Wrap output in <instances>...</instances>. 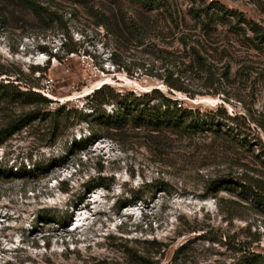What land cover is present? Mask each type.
<instances>
[{
	"label": "rangeland",
	"instance_id": "374dc122",
	"mask_svg": "<svg viewBox=\"0 0 264 264\" xmlns=\"http://www.w3.org/2000/svg\"><path fill=\"white\" fill-rule=\"evenodd\" d=\"M39 1L63 14L65 36L43 31L27 10L0 0V63L38 83L33 89L48 100L0 98V130L32 108L43 113L0 143V264H233L242 241L264 255V205L231 180L217 189L213 183L227 176L246 187L264 185V43L250 26L264 30V0L125 3L132 16L159 23L130 49L97 24L102 7L119 11L118 3ZM62 42L79 49L50 57L42 76L21 77L46 65L40 44L62 55ZM193 49L205 68L191 60ZM176 55L188 64L169 69ZM169 75L187 92L157 78ZM104 83L121 92L156 87L184 106H220L236 120L225 119L226 133L103 130L75 151L74 138L88 134L87 124L77 115H47L60 105L87 110V95ZM100 182L105 186H95Z\"/></svg>",
	"mask_w": 264,
	"mask_h": 264
},
{
	"label": "trees",
	"instance_id": "16d2710c",
	"mask_svg": "<svg viewBox=\"0 0 264 264\" xmlns=\"http://www.w3.org/2000/svg\"><path fill=\"white\" fill-rule=\"evenodd\" d=\"M20 8L27 10L35 19V24L38 28L47 32L48 30H55L60 32L62 36L66 35L67 26L63 14L55 7L40 2L39 0H7ZM108 2L118 3L121 10L114 11L112 8H103L96 14L97 24L101 25L105 33L110 35L121 47L135 48L142 46L146 36L159 26L157 21H149L147 18L132 16L128 10L124 9L125 3H136L139 6L148 8L162 7L159 0H104ZM4 19V18H3ZM175 22V21H173ZM256 38L264 43V30H258L254 25H250ZM153 29V30H152ZM155 37L151 40L154 41ZM152 41V42H153ZM150 42L149 46H154ZM152 44V45H151ZM39 48L47 55L46 65L43 67H35L30 69V74L20 71L21 77H29L35 71L46 72L50 57L57 60L63 59L69 53H75L79 49L77 42L74 43H61L60 48L63 49L62 55L56 52L47 50L44 44H40ZM192 61L199 69L205 68V62L198 55V50H192ZM168 60L169 69L176 70L181 66H186L188 63L184 62L180 55L171 57ZM143 67V64H141ZM163 70H168L162 67ZM172 73V72H171ZM16 72L7 69L4 64L0 63V98L10 99L12 101H19L21 104H47L48 100L45 96L33 88L39 86L38 83L33 81H22L20 75L15 76ZM157 77L165 83L169 89L180 90L187 92L183 87L179 77ZM15 77V78H11ZM214 81H206L205 86H212ZM218 90L212 91L216 94ZM196 92L189 93L192 97ZM89 100L85 102L84 109L82 110L74 107H66L65 105L58 106L54 112L48 113V116L69 117L70 115L78 117L80 122L86 123L88 126V134L80 135L77 139L74 138L73 148L75 151L83 150L100 133L99 131H118L127 126L135 128L144 127L149 131H161L168 129L172 132L192 135L203 130L219 131L226 133L227 129L223 128L225 119L234 121L235 117L227 115L220 106L210 110H200L198 108H191L184 106L181 101L176 98L168 96L159 88H152L143 93H136L134 91H117L107 84H101L87 95ZM108 106V111L105 106ZM41 113L38 109L32 108L28 111L19 114L17 117L10 119L7 125L0 130V143L2 138L11 134L13 130H17L24 125L28 124L32 119L40 117ZM101 136H104L101 135ZM17 173V172H16ZM22 174L21 172H19ZM23 176V175H22ZM227 180L240 185L241 187L249 189L251 200L258 204L264 205V185L257 184L254 187H246L244 183L238 180L228 178L227 176L213 180L215 188L223 184ZM105 186L100 182L95 186ZM94 187L90 186L88 192ZM141 195H137L134 199L140 200ZM72 209L77 207V204L72 205ZM68 219H66V222ZM239 255L233 264H264V255L259 252L252 251L247 245L241 242L240 246L235 248Z\"/></svg>",
	"mask_w": 264,
	"mask_h": 264
}]
</instances>
